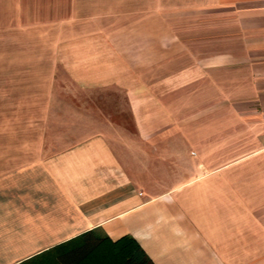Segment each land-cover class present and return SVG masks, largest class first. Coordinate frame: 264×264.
I'll return each instance as SVG.
<instances>
[{
  "label": "crops",
  "instance_id": "obj_1",
  "mask_svg": "<svg viewBox=\"0 0 264 264\" xmlns=\"http://www.w3.org/2000/svg\"><path fill=\"white\" fill-rule=\"evenodd\" d=\"M91 229L264 264V0H0V264Z\"/></svg>",
  "mask_w": 264,
  "mask_h": 264
},
{
  "label": "trees",
  "instance_id": "obj_2",
  "mask_svg": "<svg viewBox=\"0 0 264 264\" xmlns=\"http://www.w3.org/2000/svg\"><path fill=\"white\" fill-rule=\"evenodd\" d=\"M18 264H155L131 235L112 239L91 229L42 250Z\"/></svg>",
  "mask_w": 264,
  "mask_h": 264
}]
</instances>
